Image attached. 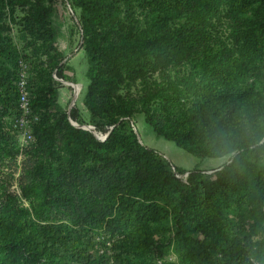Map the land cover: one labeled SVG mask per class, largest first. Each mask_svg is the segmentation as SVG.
Returning <instances> with one entry per match:
<instances>
[{
	"label": "trees",
	"instance_id": "16d2710c",
	"mask_svg": "<svg viewBox=\"0 0 264 264\" xmlns=\"http://www.w3.org/2000/svg\"><path fill=\"white\" fill-rule=\"evenodd\" d=\"M66 3L87 121L56 100L53 74L75 75L53 26ZM23 64L31 163L20 195L0 179V264H264V0H0V163L22 151ZM138 118L229 159L175 167L139 141Z\"/></svg>",
	"mask_w": 264,
	"mask_h": 264
},
{
	"label": "rangeland",
	"instance_id": "374dc122",
	"mask_svg": "<svg viewBox=\"0 0 264 264\" xmlns=\"http://www.w3.org/2000/svg\"><path fill=\"white\" fill-rule=\"evenodd\" d=\"M77 22L76 17L74 16L73 11L70 6L66 4H61L58 6V10L55 12L53 16V26L57 32V45L59 50H61L65 54V58L62 63L68 62L69 66L74 70V80L67 81L63 79H59L55 73L53 74V78L55 81L59 82V85H55L57 97L56 100L60 105H62L63 109L70 112V110L77 105L79 109H81L83 114V119L88 120V114L85 110L83 104V91L87 86L86 79V71L88 68V62L86 56L82 49V36L78 32H81V28L79 30L77 28L76 33L73 35L72 39L70 37V26ZM20 26L12 27V35L14 42L20 44ZM21 45V44H20ZM22 46V45H21ZM28 66L25 69V74L27 76ZM74 84V85H73ZM77 89V95H76ZM76 100L74 101V99ZM74 104V105H73ZM136 124V130L140 137V141L146 147L154 148L160 153H162L169 162L172 163L175 167H183L188 171L192 170H202L206 173H213L214 170L219 169L225 163H227L229 157H224L221 159H200L191 154H188L182 149H179L175 146L174 143L166 141L162 138H159L152 129L143 121L142 118H138ZM72 125L79 128V126L85 127L88 124L80 125L75 121L71 120ZM93 129L88 130L92 133L97 134L101 141L104 137L102 133H98ZM87 130L85 128H82ZM20 141L21 145V153L17 156L16 160L11 161L7 158L0 163V179H2L5 187H9V190L15 192L16 194H21L20 184L24 182V170L29 167L30 155L25 154V152L29 151V143L24 140L22 131H19V137H17ZM165 145V146H164ZM168 145V146H167ZM164 147V149H162ZM169 147V149H167ZM175 171V170H173ZM188 172L182 175H177V177L186 179L188 177ZM166 258L171 261H177L176 255L172 252V249L166 255Z\"/></svg>",
	"mask_w": 264,
	"mask_h": 264
},
{
	"label": "built area",
	"instance_id": "2783aa9c",
	"mask_svg": "<svg viewBox=\"0 0 264 264\" xmlns=\"http://www.w3.org/2000/svg\"><path fill=\"white\" fill-rule=\"evenodd\" d=\"M23 67V72L20 77L19 81V92H20V107L22 109V115L18 120V126L19 129L23 133L24 140L26 142H29L32 139V134L29 130V119L28 116L31 113V104L30 100L28 97V90H27V79H26V74H25V69L27 67L26 64L22 65ZM254 264H260L257 261H254Z\"/></svg>",
	"mask_w": 264,
	"mask_h": 264
},
{
	"label": "water",
	"instance_id": "95a60500",
	"mask_svg": "<svg viewBox=\"0 0 264 264\" xmlns=\"http://www.w3.org/2000/svg\"><path fill=\"white\" fill-rule=\"evenodd\" d=\"M74 85V84H73ZM76 95H77V89H76ZM76 100V98L74 99V101ZM74 105V104H73ZM74 125H77V124H74ZM79 128H85V129H87V130H91V129H93L91 126H86L85 125V127H83V126H79ZM113 128V127H112ZM112 128L110 129V130H112ZM134 130H135V133L138 135V132H137V130H136V128H134ZM97 138L99 137L97 134H95V133H93ZM108 135H109V133L108 134H106V135H104L103 137V139L102 140H105L107 137H108ZM138 139H139V141H140V137H139V135H138ZM141 142V141H140ZM217 170H219V169H216V170H214L213 172H216Z\"/></svg>",
	"mask_w": 264,
	"mask_h": 264
},
{
	"label": "crops",
	"instance_id": "0c3cea01",
	"mask_svg": "<svg viewBox=\"0 0 264 264\" xmlns=\"http://www.w3.org/2000/svg\"><path fill=\"white\" fill-rule=\"evenodd\" d=\"M165 146V145H164ZM168 146V145H167ZM162 149H164V147L162 148ZM167 149H169V147H167Z\"/></svg>",
	"mask_w": 264,
	"mask_h": 264
},
{
	"label": "clouds",
	"instance_id": "9594fccd",
	"mask_svg": "<svg viewBox=\"0 0 264 264\" xmlns=\"http://www.w3.org/2000/svg\"><path fill=\"white\" fill-rule=\"evenodd\" d=\"M261 143H264V141H261Z\"/></svg>",
	"mask_w": 264,
	"mask_h": 264
}]
</instances>
